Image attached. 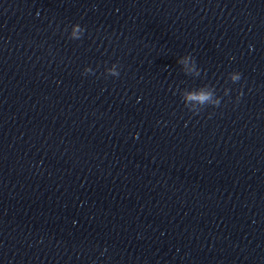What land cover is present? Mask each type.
Here are the masks:
<instances>
[{
  "label": "water",
  "instance_id": "obj_1",
  "mask_svg": "<svg viewBox=\"0 0 264 264\" xmlns=\"http://www.w3.org/2000/svg\"><path fill=\"white\" fill-rule=\"evenodd\" d=\"M0 264H264V0H0Z\"/></svg>",
  "mask_w": 264,
  "mask_h": 264
},
{
  "label": "clouds",
  "instance_id": "obj_2",
  "mask_svg": "<svg viewBox=\"0 0 264 264\" xmlns=\"http://www.w3.org/2000/svg\"><path fill=\"white\" fill-rule=\"evenodd\" d=\"M37 15H39V12H37ZM85 27L82 26L79 22L72 23L70 26V30L68 29V35L70 38L78 40L80 39L84 33H85ZM249 47H254L253 45H249ZM177 63L181 64L185 70L187 71H193L196 70L198 71L196 65H197V60L196 57L191 53H185L183 55H180L177 59ZM121 67L118 62H113L111 65H105L104 68V73L107 75H110L112 77H119L120 73L116 70L117 67ZM95 70L91 67V65H86L83 69V74H88V73H94ZM243 73L238 70V69H233L230 72L227 73V76L225 79L231 84H236L238 82L242 81ZM233 91V89L228 86L224 89L222 94H217L216 90L209 85H204L202 87H199L197 89H184L181 91V95L184 99V102L186 105L189 106L190 109H195L194 113H199L201 111L200 108L196 107V105H193L191 103L192 100L196 101V104L198 105H209L213 107H218L221 105V102L224 98V96H229L230 98V93ZM243 93V85L241 84L239 93L237 95V100H239L240 96H242ZM138 135V133H137ZM107 251V247H105L101 251V255L104 254V252Z\"/></svg>",
  "mask_w": 264,
  "mask_h": 264
}]
</instances>
